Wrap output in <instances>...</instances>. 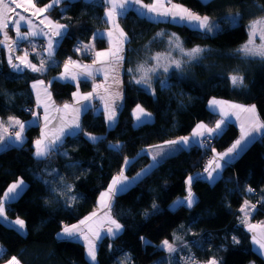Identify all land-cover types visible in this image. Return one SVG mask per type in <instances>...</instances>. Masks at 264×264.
Wrapping results in <instances>:
<instances>
[{
	"label": "trees",
	"instance_id": "1",
	"mask_svg": "<svg viewBox=\"0 0 264 264\" xmlns=\"http://www.w3.org/2000/svg\"><path fill=\"white\" fill-rule=\"evenodd\" d=\"M52 1L35 0V3L43 7ZM173 2L196 15L207 16L211 24L217 21L218 30L211 35L206 29H191L170 21L151 22L133 11L122 17L120 24L128 37L124 100L113 128L109 129L102 111L91 108L82 116L83 132L67 137L60 152L45 160L34 156V142L41 135L39 126L27 129L21 147L0 153V198L11 184L19 180L27 184L7 211L10 219L24 221L26 233L0 219V245L5 250L0 264H8L12 257L20 264H92L82 243L61 240L57 237L59 232L97 209L99 196L108 190L127 159H133L127 171L132 177L151 162L148 155L141 153L143 149L189 137L200 123L214 128L220 115L209 109L210 100L254 105L264 123V59L245 57L238 51L250 39V23L264 18V0ZM62 8H65L63 12ZM104 13L102 1L84 0L63 2L50 12L67 31L57 47L56 63L45 74L30 71L17 74L8 66L0 49L2 119L14 117L23 122L31 119L30 110H35L31 84L39 80L49 84L56 102L71 100L78 87L54 78L69 58L83 59L75 47L90 43L94 34L106 27ZM230 17H238L236 23L230 22ZM129 22L139 25V30L132 31ZM174 38L180 40L186 52L197 47L204 51L190 62L175 52L172 58H181V70L151 72L150 89L137 84L135 80L141 76L138 66L154 68L157 54L171 55ZM95 43L97 50L108 46L105 38L95 39ZM232 75L242 76L243 84L234 87ZM162 82L167 86H162ZM79 88L88 92L90 84L82 81ZM137 106L151 114L153 120L136 125L133 111ZM85 133L102 139L93 143ZM238 136V127L230 123L218 134L214 150H206L204 142L189 149L179 148L131 188L116 195L111 212L122 226L121 232L100 241L97 264L159 263L165 259L161 244L165 240L173 242L176 236H183L202 262L251 264L252 237L242 224L241 209L245 202L255 204L251 221H264V138L251 143L215 182L195 178L191 189L196 200L191 208L174 206L177 199L187 195L188 177L204 173L215 153L227 150ZM66 186H70L67 191ZM234 237L239 243H234ZM260 264H264V259Z\"/></svg>",
	"mask_w": 264,
	"mask_h": 264
},
{
	"label": "crops",
	"instance_id": "2",
	"mask_svg": "<svg viewBox=\"0 0 264 264\" xmlns=\"http://www.w3.org/2000/svg\"><path fill=\"white\" fill-rule=\"evenodd\" d=\"M66 1H73V0H59V2H57V0H53L52 2H50L49 4H47L43 7L37 6L35 3V0H32V3L35 5V7L33 8V7L29 6L28 0H18V2L21 3L23 5V7L17 8L15 6V4L12 3V0H4V4L7 5L9 7V9H11V11L5 12V15L7 17H9L10 19L8 20L7 28L4 30H0V49H1L2 55L5 58L6 63L8 64V66L10 68H11V66L8 63V56L10 54L9 53V46H11V54L14 57L13 63H19V61L15 60V57L16 56L23 57L25 52H27V54H28L27 59L29 61H31L33 64H36L37 67L40 66L41 59H44V61H45L44 67H45L46 71L33 72L30 69L25 68L22 73H24L25 71H30V72L38 73V74H45L49 70V68L56 63L55 54H56V50H57L58 46H55L54 56L51 59H48L47 58V51H46L47 40L49 39V37H51L53 39V41L60 40V42H61L62 38L53 36L52 33L56 30L55 29L56 25L64 26V28L60 29L62 32H64L65 30L67 31V27L61 21L52 18L50 16V12L54 8L60 6L63 2H66ZM84 1H86V2L102 1L104 3V0H84ZM202 1L207 2L209 0H202ZM141 2L144 5H152L153 3H156L157 11H159V12H164V11L175 12V11H177V9H173L171 7V5H173V4L177 5L173 2V0H171L170 3H169V0H158V2H157V0H151L149 3H146L143 0H141ZM50 4L52 5V7H47ZM177 6H179V5H177ZM106 7H107V5H105V13L103 16L104 22L106 19ZM179 7H182V6H179ZM45 8L47 9L46 11H43V12L37 11L38 9H45ZM64 10H65V8L61 9L62 12ZM131 11L135 12L141 18H144V19L151 21V22H168V21L172 22L170 17L157 16L156 13H148L146 8H140L139 5H133V6L128 8L125 15L120 16L118 18V25H119L118 28H113L111 23H107V24L105 23L106 27L104 29H102L101 31H99V32L105 34L104 38L108 42L107 48L102 49V50H97L95 40H93L87 44H77V46L75 47V51L78 47H80V51H76V53L78 54L79 57H81L83 59H71V61H73L74 63L69 64L68 72L65 73V70L63 67L62 72L54 78V80H59L62 82H70V83L75 84L78 87L76 92L74 93L75 95L73 94V96L69 102L58 103L54 100L48 83H45V85H42V86L37 85L36 82L32 83L31 89H32V92L34 94L35 113L39 114V116H38L39 119L37 121L32 120V121L23 122V121L15 118L16 120H19V121H21V123L24 124L25 133L29 127L39 126L41 129V133H42L43 132L42 129H44V127H46V129H48V128H52L54 125H57V124L60 126H65V131H69L71 129L67 128L66 126L71 122L72 118L77 115L73 111V109H75V108L81 109L79 114H78V121H79L80 126H81V119H82L83 114L91 108H95V111H102L104 113L105 118L107 120V125L109 128H113L117 124L118 114H119V111L123 105V100H124L123 79H124V72H125V51H126V44L128 41V37H127V40L125 42H123L122 44L119 45V47H120L119 55L123 57L122 60H117L116 57L112 55V51H115V46H116V42H117V38H118L120 29L123 30V28L121 27V24H120V19L122 17L126 16ZM142 12L146 13V15H141ZM20 16L25 17V19L20 20V18H19ZM28 21H31V23L29 24ZM17 22L21 25L19 36L17 35V33L15 32L14 27H13V24L17 23ZM175 23L186 25L191 29H196V30H201V31L205 30V29H197L196 27H193L192 25H190L189 23H187L185 21H180V22H175ZM208 23H209V25L211 24V21L209 19H208ZM128 27L132 31H137L140 28L139 25H135L132 22L128 23ZM110 30L113 33L112 36L107 35ZM5 32H6L7 37H8L7 40L4 39ZM31 32H36L37 35L32 36L30 34ZM123 32L125 33L124 30H123ZM44 33H47V35H44ZM126 36H127V34H126ZM41 42L45 43L44 49H40L39 44ZM81 45H85V46L94 45V47L92 48V50L90 52L85 53L84 48L81 47ZM110 50H112V51H110ZM96 52H106L109 54L107 56L100 57L98 62H94L97 60V58L95 56ZM79 65L89 66V70H91L93 72L94 79L83 75L82 73L84 72V69L79 67ZM21 67H23V65H21ZM22 73H19V74H22ZM73 75L76 77L75 80L70 79V77ZM96 80H101L102 83L97 84ZM82 81L89 82L90 90L88 92H83L79 88V85ZM33 84L37 85L35 89L32 87ZM97 86H99V87H97ZM39 91H42V94H38ZM90 93L92 94V98L90 101H86V100L82 99L83 96H86ZM49 94H50V96H49ZM65 104L70 105L69 109H66V110L64 109ZM84 105H88L87 110L84 109V107H83ZM106 105H107V108H106ZM108 108H111L115 111V121H114V123H112L111 127H110L111 122H109V120H108ZM136 108L133 111V115H134L136 125H141V124H144L146 122H151L153 120V116L150 114V116H148V117H142V119L145 121L144 123H138L136 120V112H135ZM38 109L41 110L40 113L38 112ZM45 109L47 111H45ZM32 116H34V115H32ZM45 116L47 117V119H45ZM11 118H14V117H11ZM0 122L3 123V127L8 128V133H4L3 128H0V138H2L4 145H7L4 147H0V153L6 149H9V148L21 147L24 144L26 137L23 136L22 145L15 142L14 140L10 139V136L15 132L13 130L15 125L10 124L9 118L2 119L0 117ZM230 123H232V121L231 122L227 121L226 126ZM234 123H236V125H238L239 122L235 121ZM220 132H221V130H216V132H214L213 134H215V133L219 134ZM239 132H240V130H239ZM261 132L264 133V130H261ZM253 135L257 136V139L261 138L260 133H253ZM206 136H208L207 132H206V134H204V138ZM67 137H69V136H65L64 139ZM70 137H74V136H70ZM239 137H240V133H239L238 138L235 140V142L238 139H240ZM188 139H189V142L192 143L191 146H194V145L195 146H201L202 145V144L201 145L197 144L196 140H194L193 138H188ZM249 139H250V137H249ZM203 141H204V139H203ZM235 142H233V144ZM251 143H253V142H251ZM251 143H247V141H243L241 143V146H240L243 150L242 151H240V149L237 150L239 152V155H236V153H232L231 155L235 156V159L231 160L230 163L234 162ZM233 144H231V146L229 148H231ZM228 149L223 151V152H220V153H215V155L213 156L211 161L216 160V162L221 164L222 167L220 169H217L216 171H213L212 175H213V177H216L213 181L210 182V181L204 179L208 183L215 182L222 175L223 170L226 166H224V161L219 160V155L227 152ZM225 159H228V157H226ZM213 168H215L214 164H213ZM211 170L212 169H208V171H211ZM208 171H205L204 173H201V174L194 175L192 177L193 180L195 178H199V177H201V178L207 177ZM196 176H198V177H196ZM19 181H21V180H19ZM19 181L15 182V183H18ZM26 187H27V184L23 181V184L20 186V188H18L16 190V192L19 194L17 195L16 193H10L9 196L14 197L13 199H10V200H5L4 196H3L2 198H0V202H1L0 204H3V205L4 204H11L13 201L18 199L22 195V193L25 191ZM191 191H192V189H191ZM105 192H103V193H105ZM187 194H188V191H187ZM101 195L99 196L97 209L92 214H90V216H92V219L87 220V218L89 217L88 216L87 218L82 220V221H86V223L83 224L84 235H86L87 237L90 236L93 240H97V241H101L106 236L114 237V236L108 235L105 232L107 230V228L105 229L103 223L104 222L106 223L108 221L110 222V217H108L107 215H109V214L112 215L111 211H112V205H113L115 196H113L110 200L107 197H105V199L102 201ZM185 197L179 198V199H177V201L178 200H184ZM193 197L196 200V197L194 194H193ZM105 204L110 205V210H109V208L105 207ZM104 213L106 216L101 217L100 215H104ZM93 214H95V215H93ZM0 219L7 226L15 228L23 234L26 233L25 224H24V228L21 229L19 225H16L14 223L16 219L14 220V219H10L8 217L7 211L4 212V216L0 217ZM259 226L264 227V222L259 223ZM89 227H91L92 231H88ZM114 227L115 226L113 225V229H114ZM261 227H259V228H261ZM120 232H121V229H120L119 233ZM94 233H99L98 239L96 238ZM251 237H253V236L251 235ZM77 242H80V241H77ZM252 245H253V261H255V257L257 254V255H259L257 262L261 263L264 259V255H261L260 252H264V250L257 251L258 245H254L253 241H252Z\"/></svg>",
	"mask_w": 264,
	"mask_h": 264
},
{
	"label": "snow or ice",
	"instance_id": "3",
	"mask_svg": "<svg viewBox=\"0 0 264 264\" xmlns=\"http://www.w3.org/2000/svg\"><path fill=\"white\" fill-rule=\"evenodd\" d=\"M57 2H59V0H57ZM157 2H158V0H157ZM170 2H171V0H169V3ZM12 3H14L17 8L23 7V5L21 3H19L18 0H12ZM104 3H105V5H107L105 23L106 24L111 23L113 28L119 27L118 18L120 16L125 15L129 7H131L133 5H139L140 8H146L148 13H156L157 16L170 17L171 21L174 23L180 22V21H185V22L189 23L190 25H192L193 27H196L197 29H206L208 32H211L213 30V26L209 25V23H208V17L207 16L201 17L199 15L192 13L190 10H188L186 8L179 7V6L174 5V4L171 5V7L173 9H177V11H175V12H169V11L159 12V11H157L156 3H153L152 5H144V4H142L141 0H104ZM28 4L30 7H33V8L35 7V5L32 3V0H28ZM47 7H52V5L50 4ZM46 10L47 9L45 8V9H38L37 11L43 12ZM6 11H11V9H9V7L4 4V0H0V30H4L8 26V20L10 18L5 15ZM141 15H146V13L142 12ZM19 18H20V20L25 19V17H23V16H20ZM229 19H230V22L236 23L238 17H230ZM28 23L30 24L31 21H28ZM13 27H14L15 32L19 36L21 25L17 22V23L13 24ZM62 28H64V26L56 25L55 26L56 30L52 33V35L56 36V37L63 38V36L66 35V30L64 32H62L60 30ZM258 29L260 31L261 40H264V18L256 19L252 23H250V25H249L250 39H249L247 44L243 45L240 49H238V51L243 53V55L245 57L251 56V57H259L260 59H264V44L256 46L254 43V38L257 34ZM30 34L32 36L37 35L36 32H31ZM112 34L113 33L110 30L107 35L112 36ZM44 35H47V33H44ZM104 35H105L104 33L97 32L94 34L93 40L98 39V38L103 39ZM4 39L5 40L8 39L6 32L4 35ZM126 40H127L126 34L123 32L122 29H120L119 35L117 38V42H116V46H115V51L110 50V51H112V55L115 56L117 60L123 59V57L119 55V51H120L119 45L122 44L123 42H125ZM59 44H60V40L53 41V39L51 37H49V39L47 40V48H46L48 59H51L54 56L55 46H58ZM81 47H83L85 53H87V52H90L92 50L94 45H87V46L81 45ZM176 47L180 48L181 51H183V49H182V47L178 41L176 42ZM76 51H80V47H78L76 49ZM203 51H204L203 49L197 47V48H193L191 51L185 52L184 55L189 58V60L186 62H190L192 59L197 58L198 54L202 53ZM9 53L10 54L8 56V63L11 66V68L14 70V72H16L17 74L22 73L25 68H28L33 72L46 71V69L44 67V63H45L44 59H41L40 66L37 67L36 64H33L31 61H29L27 59L28 54H27V52H25L23 57H20V56L15 57V60L19 61V63H13L14 57L11 54V46H9ZM108 54L109 53H106V52H96L95 56H96L97 60L94 62H98L100 57L107 56ZM159 58H160L159 54H157V56L154 57V59H156L157 62L159 61ZM72 63H74V62L71 61V58H69V61L67 63H65V65H64L65 73L68 72V66H69V64H72ZM171 63H174L175 67L177 69L181 68V62L180 61H178V60L171 61ZM21 65H23V67H21ZM79 67L84 69V72L82 73L83 75L94 79L93 72L91 70H89V66L79 65ZM129 71H132V69H129ZM137 71L141 73V76L139 79H136L135 82L137 84L146 85L147 88L150 89L151 84L149 83V73L152 71H155V69L154 68L145 69L143 65H140V66H138ZM164 71L165 72L168 71L167 66L164 67ZM70 79L75 80L76 77L73 75L70 77ZM230 80H231V83L234 87L243 84V77L239 76V75H232L230 77ZM38 83L43 84V81L40 80V81H38ZM36 86H37L36 84L32 85V87L34 89L36 88ZM162 86H167V85L164 84V82H162ZM97 87H99V86H97ZM49 96H50V94H49ZM91 98H92L91 93L82 97V99L86 100V101H90ZM222 104H223V102L217 101L215 99H213L210 102V106L213 108L214 111H218L222 118L217 121V123L215 124V128H208L204 124L198 125L197 130H195L193 132L194 137H198V136L203 135V133L200 131L201 129L205 130L209 137H211L212 134L214 132H216V130L221 129V125L225 124L226 119H227V113L224 111V107L222 106ZM69 107H70V105H68V104L64 105L65 110L69 109ZM83 107L85 110H87L88 105H84ZM230 107L252 113L253 117L250 120L249 126L247 128H245V126L243 124L241 125V137H240V139H238L232 145V147L228 149L227 152L219 155V160L224 161V166H227L231 162V160L235 159V156L231 155L232 153H236V155H239V152L237 150L238 149H240V151L243 150L240 147L242 141H247V143H251L257 139V136L253 135V133H260L261 138H264V133L261 132V130H264V123L260 122L258 117L255 116L256 109H255L254 105L251 106L250 108H242L240 105H230ZM106 108H107V105H106ZM80 110L81 109H79V108L73 109V111L77 115L74 116L72 118L71 122L66 126L67 128H69L71 130L65 131V126H62L59 129H57L55 132L52 133L51 138H49L48 133H42V138L37 139L34 142V147H35L34 156L37 158V160H40V161L45 160L50 155H53L55 153L60 152L61 148L63 147L65 136H75L78 133L83 132V129L81 128L79 121H78V114H79ZM45 111H47V110L45 109ZM135 112H136V120L138 123H144L145 122L142 119V117L150 116V114L145 112V110L143 108H141L140 106H137ZM45 119H47L46 116H45ZM108 120H109V122H111L110 123V127H111L112 123H114V121H115V111L111 108H108ZM9 122H10V124H14V125L18 126V130L15 131L10 136V139H12L15 142L22 145V143H23V135L22 134L25 130L24 124L21 123L19 120H16L15 118H11V117L9 118ZM0 128H3L4 133H8V128L3 127L2 122H0ZM85 135L93 143H96L100 139H102V138H98V137L92 136V135L87 134V133H85ZM249 137H250V139H249ZM166 143L169 145L186 146L189 144V139L185 137V138H181L180 140H172V141H168ZM4 146H7V145H4L2 138H0V147H4ZM110 147L118 149L120 146L119 145H111ZM158 147H160V146H158ZM62 154L67 156V152H63ZM226 157H228V159H225ZM152 159L154 161V164L150 165L149 169H145L142 173H138L137 177L133 178L134 180H139L144 175H146L151 170L152 167L155 166V163L158 162L157 161V155L154 154L152 156ZM129 163L130 162L126 160L125 161V167L128 166ZM213 164L215 165V168H213ZM221 167H222L221 164L217 163L216 160L211 161L209 163L206 171H208V169H212V170L208 171L207 177H203V179H206L210 182L213 181L216 178V177H213V175H212L213 171H216L217 169H220ZM192 182H193V178L188 177V179L186 181V183L188 185V194L184 200H178L176 202V206H183V207H188V208H191L193 206V204L195 203V199H194L192 191H191ZM22 184H23L22 180L19 181L18 183L12 184L8 188L7 192L4 194V199L5 200L13 199L14 197L9 196L10 193H16L18 195L19 193H17L16 190L18 188H20V186ZM128 186L129 185L127 183V177H125L123 175V172H121L120 175L113 178L111 185L109 186L108 190L101 195V200L103 201L105 199V197H107L110 200L113 196L119 194L120 192L125 191ZM69 188H70V186H66L65 191L69 190ZM248 191L251 192L252 189L249 188ZM72 199L74 200L75 197H73ZM105 207L109 208V210H110V205L105 204ZM153 207H155V205ZM248 207H251L252 209H254L255 206H249L247 204V202H245V207L242 208L241 211L244 212L245 208H248ZM4 212H5L4 206H3V204H0V217L4 216ZM93 215H95V214H93ZM245 217H247V213H245ZM91 219H92V216H89L87 218V220H91ZM242 222L247 223V219L245 218V220ZM14 223L16 225H19L21 229L24 228V221L23 220L18 218L15 220ZM85 223H86V221H81L80 224H78V225H73L71 227L65 226L62 230V233L59 234V238H61V239H76L79 236H84V239L88 241L87 256L89 257L90 261L94 262L96 260V246L91 240L88 239V237L86 235H84V232L80 228V225L85 224ZM110 223H111V225H114L115 227H114V229H113V227H108L106 230V233L108 235L115 236L119 233L122 226L114 219H111ZM258 227H261V226L251 225V226H249L248 230L250 232L256 233V229ZM88 231H92L91 227H89ZM94 235L96 236L97 239L99 238V233H94ZM233 241H234V243H239V241L236 240L235 237L233 238ZM252 241H253L254 245H258L257 251L264 250V227H261V230L258 234L253 235ZM161 247L166 249L169 253H173L176 251V249L173 248V246L167 240L163 241ZM0 252H2V250H0ZM260 254L264 255V252H260ZM125 259L127 260L128 258L126 257ZM8 264H20V261L16 257H12L8 261ZM188 264H192V262L189 261ZM210 264H216V261L211 260Z\"/></svg>",
	"mask_w": 264,
	"mask_h": 264
},
{
	"label": "rangeland",
	"instance_id": "4",
	"mask_svg": "<svg viewBox=\"0 0 264 264\" xmlns=\"http://www.w3.org/2000/svg\"><path fill=\"white\" fill-rule=\"evenodd\" d=\"M214 22H212V24H211V26H213V30L211 31V32H209L211 35H214V34H216V33H214V32H217V25H218V23H216L217 21H215V20H213ZM179 42L180 43V40L177 38V39H173L172 40V45H171V50H170V52H172L171 53V55H167V54H164V55H159V61L157 62V60L156 59H154V69L155 70H159V69H164V67L165 66H167L168 67V71L169 70H172V69H176V70H181V68H182V64H183V61L181 60V58H176V59H174V58H172L173 56H172V54L173 53H175V52H177L180 56H185L184 55V53L186 52V51H181V49L180 48H177L176 47V42ZM254 43H255V45L256 46H259V45H261V44H264V40H261V38H260V31H259V29H258V31H257V34H256V36H255V38H254ZM180 45H181V43H180ZM156 57V56H155ZM185 57H187V56H185ZM188 58V57H187ZM176 60H178V61H180L181 62V68L180 69H177L176 67H175V64L174 63H171V61H176ZM185 60V59H184ZM185 62V61H184ZM149 69H152V68H149ZM153 72V71H152ZM151 73V72H150ZM149 73V74H150ZM36 84L37 85H40V86H42V85H45V82L43 81V84H40V83H38V81H36ZM38 94H42V91H39L38 92ZM213 100V99H212ZM212 100H210V102L212 101ZM215 100H217V101H220V102H223V104H222V106L224 107V111L227 113V119H226V122H225V124H222L221 125V129H218V130H221V132L226 128V124H227V121H232V123L233 124H235L236 125V123H234L235 121H238L239 123H238V125H236L237 127H238V129L240 130V137H241V125L243 124L244 126H245V128H247L248 126H249V123H250V120L252 119V117H253V114L252 113H249V112H246V111H242V110H240V109H235V108H232V107H230V105H240L242 108H250L251 106H245V105H243V104H240V103H236V102H230V101H226V100H220V99H215ZM210 102H209V104H208V106H209V109L211 110V111H213V112H216V113H218L219 114V112L218 111H214L213 110V108L210 106ZM255 109H256V107H255ZM246 114V115H245ZM34 116H32L31 117V119L29 120V121H37L39 118H38V116H39V114L38 113H34L33 114ZM220 115V114H219ZM255 116L256 117H258V119H259V121L260 122H262V120L260 119V117H259V114H258V112H257V109H256V112H255ZM222 117H221V115H220V119H221ZM219 119V120H220ZM21 122V121H20ZM263 123V122H262ZM200 124H204V123H200ZM199 124V125H200ZM204 125H206V124H204ZM207 126V125H206ZM60 127H62V126H60V125H54L52 128H48V129H46V127H44V129H42V133H47L48 132V134H49V138H51V135H52V133L53 132H55L57 129H59ZM208 128H212V127H209V126H207ZM215 128V127H214ZM110 129V128H109ZM13 130L14 131H17L18 130V126H16L15 125V127L13 128ZM195 130H197V126H196V128L194 129V131ZM193 131V132H194ZM202 133H203V135L202 136H198V137H194L193 136V132H192V134H191V136H189V137H187V138H193L194 140H196V142H197V144H202L204 141H203V139H204V134H206V131L205 130H203V129H201L200 130ZM42 133H41V135H40V138L39 139H41L42 138ZM23 136H25V131L23 132ZM239 137V138H240ZM181 139V138H180ZM180 139H178V140H180ZM66 140V138L64 139V141ZM243 142V141H242ZM191 144L192 143H190L189 142V144L188 145H186V146H181V145H169V144H164V145H160V147H158V146H153V147H148V148H145V149H143L142 151H141V153L142 154H146V155H148L150 158H151V162H150V164L148 165V166H146L144 169H142L141 171H139L138 173H142L145 169H149V166L150 165H153L154 164V161H153V159H152V156L154 155V154H156L157 155V163H155V166L154 167H152L151 168V170L150 171H152L163 159H165L166 157H168V156H170V155H172L173 153H175L176 151H177V149H179V147L180 148H182V149H189L190 147H191ZM216 153H218V152H216ZM127 161H129L130 163H129V165L128 166H126L125 167V164H124V166H123V169H122V171L121 172H123V175L125 176V177H127V183H128V187H127V189L126 190H128L129 188H131L134 184H136L139 180H141L143 177H145L146 175H144L142 178H140L139 180H134L133 178H135V177H137V174L136 175H134V176H132V177H130V176H128V174H127V171H128V168H129V166H130V164L132 163V161H133V159H127ZM208 168V167H207ZM121 172L118 174V175H120L121 174ZM117 175V176H118ZM116 177V176H115ZM114 177V178H115ZM196 177H198V176H196ZM113 180V179H112ZM112 182V181H111ZM110 185H111V183H110ZM109 185V186H110ZM125 190V191H126ZM125 191H123V192H125ZM187 191H188V189H187ZM120 193H122V192H120ZM119 193V194H120ZM118 195V194H117ZM115 197H116V195H115ZM177 202V201H176ZM176 202L174 203V206H176ZM247 204L249 205V206H255L254 207V209H252L251 207H248V208H245V211L244 212H242L241 211V220L242 221H244L245 220V218L247 219V223H244V222H242V224H243V226L247 229V231H249L248 230V228H249V226H251V225H257V226H259V223H253L252 221H251V215H252V212L256 209V205L255 204H253V203H251V202H247ZM245 207V205L243 206V208ZM245 213H247V217H245ZM101 217L102 216H106L105 215V213H104V215H100ZM108 217H110V220L111 219H113L112 218V215H107ZM264 222V221H263ZM78 224H80V222L79 223H77V224H74V225H78ZM103 225H104V227H105V229L106 228H108V227H113V225H111V223L108 221V222H104L103 223ZM71 226H73V225H71ZM71 226H68V227H71ZM80 228H81V230L84 232V227H83V224L82 225H80ZM63 230V229H62ZM62 230L59 232V234H61L62 233ZM261 230V228H257L256 229V233H254V232H250V234L253 236L254 234H257L259 231ZM106 232V231H105ZM59 234H58V238H59ZM59 239H61V238H59ZM88 239L89 240H91L94 244H95V246H96V260L94 261V262H92V261H90V259H89V257L87 256V247H88V241L87 240H85L84 239V236H79V237H77L76 239H65V240H75V241H80L84 246H85V249H86V256H87V259L90 261V263H92V264H97V250H98V245H99V243H100V241H97V240H93L90 236H88ZM184 238H183V236H176V238L174 239V241L173 242H169L172 246H173V248H175L176 249V251L175 252H173V253H169L166 249H164V248H162L161 246H160V248L161 249H163L164 251H165V259L164 260H162L161 262H159V263H156V264H188V262L189 261H191L192 262V264H210V261L211 260H209L208 262H202V261H200L198 258H197V256L195 255V253H194V251H193V248L190 246V244H188V243H186L184 240H183ZM62 240V239H61ZM64 240V239H63ZM162 245V244H161ZM256 253V252H255ZM258 258H259V255H257L256 254V257H255V261H253L251 264H260V263H258L257 262V260H258ZM216 264H219L217 261H216Z\"/></svg>",
	"mask_w": 264,
	"mask_h": 264
},
{
	"label": "built area",
	"instance_id": "5",
	"mask_svg": "<svg viewBox=\"0 0 264 264\" xmlns=\"http://www.w3.org/2000/svg\"><path fill=\"white\" fill-rule=\"evenodd\" d=\"M40 49H44L45 47V43L44 42H41L40 44ZM96 83L97 84H101L102 81L101 80H96ZM38 112L40 113L41 110L38 109ZM30 113L33 115L35 113V110H30ZM218 142V134H212L211 137L209 136H206L205 139H204V148L206 150H214L215 147H216V144ZM1 203V202H0ZM4 209L5 211H9L11 209L10 207V204H4ZM0 250H2V252H0V260L4 257L5 255V250L3 249V247L0 245Z\"/></svg>",
	"mask_w": 264,
	"mask_h": 264
}]
</instances>
